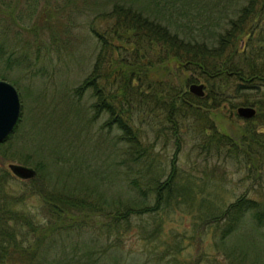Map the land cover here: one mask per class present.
Here are the masks:
<instances>
[{"label":"trees","instance_id":"trees-1","mask_svg":"<svg viewBox=\"0 0 264 264\" xmlns=\"http://www.w3.org/2000/svg\"><path fill=\"white\" fill-rule=\"evenodd\" d=\"M15 1L22 4L21 0ZM67 2L59 6L57 0H47L40 4L35 15L29 12L28 18L34 17L33 20L22 25L17 20L20 16L27 18V14H6L5 9L11 5L0 1V30L3 27L6 32L10 25L16 26L15 48L3 47L5 42L0 41V55L11 52L15 53L11 57H17V48L21 47L24 52L20 57L28 59L27 50L34 48L38 56L41 47L48 43L73 46L79 39L74 28L86 25L96 53L90 71L74 92L80 96L89 91L95 115L106 112L104 125L111 131L113 128L121 131L115 149L127 160L122 171L129 174L132 186L144 199L140 207L117 208L113 217L127 219L131 214L165 211L175 204L186 208L196 205L200 211L198 218L204 225L224 221V236L249 212L257 225L263 224L264 202L247 194L216 200L208 192L197 198L201 192L195 186L194 167L185 168L177 157L185 143L195 139L193 150L196 155H203V170L227 171L234 163L252 171L264 164V0ZM97 19L106 22L99 24ZM23 29L26 33L40 32L42 38L37 37L35 44L21 32ZM11 57L6 59L8 66L20 59ZM6 73L0 72V78L6 79ZM193 74L206 82V94L198 96L186 89ZM237 96L243 97L244 104H256V113L248 118L241 116L245 123L240 136L234 137L217 126L211 110ZM13 131L0 145L8 142ZM160 139L174 147L167 163L155 161L152 155ZM212 156L220 163L209 168L204 161ZM14 179L0 162V264H31L39 260L42 263L45 257L34 258L37 249L45 248L44 254L63 250L61 235L65 229L78 222L77 212L93 206L69 192L48 190L46 179L34 175L31 193H42L43 208L50 220L58 218L53 225L41 226L39 219L17 206L30 191L16 192L11 184ZM24 226L29 231L36 229L33 240H26L27 235L22 238ZM155 226L159 228L158 223ZM172 243L170 246L176 251L182 244L179 239ZM66 258L69 264L74 259L77 264L98 262L91 258L85 263L75 255Z\"/></svg>","mask_w":264,"mask_h":264},{"label":"rangeland","instance_id":"rangeland-1","mask_svg":"<svg viewBox=\"0 0 264 264\" xmlns=\"http://www.w3.org/2000/svg\"><path fill=\"white\" fill-rule=\"evenodd\" d=\"M0 1L11 5L5 9L6 14H27V18L21 19L20 16L17 21L28 25L34 18H28V13L35 15L40 4L47 0H21L22 8L15 0ZM64 2L67 0H57L59 6ZM66 11L67 6L62 12ZM96 21L99 24L106 22L105 19ZM15 27L10 25L6 32H3V27L0 30V41L5 42L3 47L15 48ZM74 29L79 39L73 46L48 43V47H41L38 56H35L34 48L27 50L30 51L28 59L20 57L24 52L21 47L17 48V57H11L15 56L11 52L0 55V72H7L4 76L17 88L21 101L17 126L8 142L0 145V162L15 176L14 182L11 181L12 189L16 192L30 191L17 206L39 219L41 226L53 225L57 221V217L50 220L48 211L43 208L42 193H31L34 175L46 179L44 183L48 190L69 192L83 197L93 206L77 212L78 222L65 229L61 235L65 243L63 250L44 254L45 248H38L34 258L45 257V260L31 264H69L67 255H75L77 260H85V263L88 259H97V264H264V223L257 225L251 212L245 214L225 236L224 221L204 225L198 218L200 211L196 205L186 208L185 205L173 204L165 211L131 214L127 219L113 217L117 208L122 210L128 205L140 207L144 199L132 186L129 174L122 171L127 160L122 152L116 153L115 149L119 145L116 140L121 131L117 128L111 131L104 125L106 112L95 115L91 106L93 96L89 91L80 96L74 92L75 86L90 71L96 53L86 25ZM24 31L21 32L34 43H37V37L42 38L40 32ZM69 42L71 44V40ZM242 43L240 38L239 45ZM9 57L20 59L8 66L6 59ZM192 76L193 80L186 84V89L189 90L191 82H202L206 94L204 79L195 74ZM242 98L237 96L211 110L217 126L234 137L240 136L245 123L236 111L238 105L244 104ZM252 106L256 108V104ZM162 142L160 139L154 146L152 155H155V161L167 163L172 158L174 147L171 143L165 145ZM195 142L194 139L185 143L177 161L185 168L194 167L195 186L201 192L197 198L210 192L211 198L224 200L244 193L264 202V164L252 171L245 165L234 163L228 166L227 171L203 170V155H196L193 150ZM204 162L209 168L220 163L215 156ZM12 164L31 167L34 173L29 177L18 176L12 170ZM67 221L71 222L70 219ZM26 235V240H33L36 229L29 231L24 226L21 236L24 238ZM177 239L182 243L178 251L170 246ZM73 264H77L76 259Z\"/></svg>","mask_w":264,"mask_h":264},{"label":"water","instance_id":"water-1","mask_svg":"<svg viewBox=\"0 0 264 264\" xmlns=\"http://www.w3.org/2000/svg\"><path fill=\"white\" fill-rule=\"evenodd\" d=\"M204 84L202 82H191L188 86L193 94L202 96ZM21 110V101L17 88L10 81L0 78V142L4 140L14 129ZM237 114L244 118L252 117L256 108L250 104H240L236 107ZM14 173L21 177L32 176L34 171L31 167L12 164Z\"/></svg>","mask_w":264,"mask_h":264}]
</instances>
